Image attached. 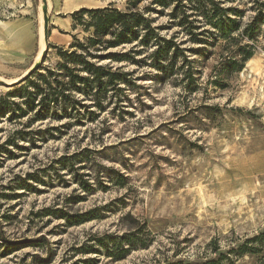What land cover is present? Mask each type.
<instances>
[{"label": "rangeland", "instance_id": "obj_1", "mask_svg": "<svg viewBox=\"0 0 264 264\" xmlns=\"http://www.w3.org/2000/svg\"><path fill=\"white\" fill-rule=\"evenodd\" d=\"M75 1L76 6L72 0H0V24L24 31L10 41L0 27V80L16 81L40 57L38 73L52 69L60 60L54 47L66 51L74 38L84 42L91 32L74 27L73 13L108 5L125 11L127 3ZM215 1L240 11V26L264 5V0ZM146 6L142 2L137 9ZM170 10L144 17L162 28L161 37L177 35L192 62L190 85L181 82L180 56L162 74L106 56L135 43L91 50L98 55L92 62L129 74L127 82L106 92L101 109L74 93L84 108L77 106L76 114L67 109L26 130L54 128L53 139L17 141L21 149L9 147L12 155L0 158V264H264V237L247 242L264 233L263 27L251 62L218 89L211 85L217 46L191 55L187 49L198 46L169 20ZM44 22L48 50L35 60ZM7 91L0 84V96ZM19 128L0 119V144ZM29 174L33 178L27 180ZM81 175L91 192L76 183ZM88 212L93 220L67 226L68 217ZM132 233V243L144 246L130 248L117 261L93 240ZM251 248L253 254L246 252Z\"/></svg>", "mask_w": 264, "mask_h": 264}, {"label": "trees", "instance_id": "obj_2", "mask_svg": "<svg viewBox=\"0 0 264 264\" xmlns=\"http://www.w3.org/2000/svg\"><path fill=\"white\" fill-rule=\"evenodd\" d=\"M142 2H147L148 6L140 12L137 6ZM258 6L262 10L257 9L255 15L243 26H240L236 20L241 14L240 11L220 7V3L215 0H127L125 11H118L108 5L103 8L81 9L73 13L74 27L80 26L84 32H91L90 36L84 42L74 38V43L70 44L69 50L66 51L54 47L60 59L54 68H42L39 73L37 70L24 84L0 96V119L6 117L9 123L20 126L0 144V158H3L5 153L12 155L9 147L21 149L17 141L28 140L29 144H33L35 140L46 142L53 139L54 128L26 130L36 122L59 118L60 113L66 115L67 109L76 114L77 106L84 108L79 100L74 99V93L92 100L93 106L101 109V101L105 98L106 92L115 91L118 85L127 82L126 78L129 74L122 73L120 69L112 71L110 67L92 62L98 55L92 54L91 50L98 52L102 49L135 43L122 54L109 53L106 56L115 62L149 66L162 74L170 72L173 62L180 56L183 59L180 67L181 82L186 81L187 85H190L194 72L192 62L184 56L186 49L180 47L181 44L176 39L177 35L168 39L161 37L159 31L162 28L153 27L152 21L145 18L144 14H161L171 8L168 13L169 20L176 21V27L180 29V34L187 36V42L198 46L187 49L193 56H202L206 46L216 45L218 62L214 68L211 85L218 89L226 88L224 80L230 75L241 72L253 57L257 48V39L261 35V27H263L262 39H264V5ZM157 8L161 10L158 11ZM148 49L150 52L147 55L139 60L134 59ZM91 114V111H88L87 115ZM24 118H26L25 123H20ZM62 160L64 158L57 163L61 164ZM27 177V180L33 178L32 174ZM80 178L76 182L80 189L86 193L91 192V183L83 180L82 175ZM74 200L77 202V197ZM90 220L93 218L91 212H88L68 217L65 222L67 226L72 227ZM134 236L135 234L132 233L119 238L103 236L93 240L98 248L105 251L107 257L117 261L122 260L130 248L144 246L134 245L132 243ZM261 237H264V233L247 242H256ZM122 244H127L128 248H122ZM93 252L98 253V251ZM246 252L253 254L254 249L251 248ZM202 264H213V262Z\"/></svg>", "mask_w": 264, "mask_h": 264}, {"label": "bare ground", "instance_id": "obj_3", "mask_svg": "<svg viewBox=\"0 0 264 264\" xmlns=\"http://www.w3.org/2000/svg\"><path fill=\"white\" fill-rule=\"evenodd\" d=\"M68 2V1H67ZM70 4H76V1L75 0H72V2ZM75 5V6H76ZM84 5V4H83ZM87 5V4H86ZM66 6V5H65ZM82 6V5H81ZM67 8V7H66ZM73 8V7H72ZM60 19V18H59ZM67 21V20H66ZM65 21V22H66ZM65 25V24H64ZM0 27H1V32L3 34V36L7 39L9 38L10 41L11 40H16V39H21L22 37V34H23V28L19 25H16V24H0ZM67 29V28H66ZM53 31V30H52ZM58 34V33H57ZM60 36V35H59ZM44 41H43V30H42V33H41V36H40V39L38 41V51H37V54H36V57H35V60L39 58V56L42 54V52L44 51ZM251 62V60L249 61ZM18 80V79H17ZM16 80V81H17ZM12 82H15V81H12ZM12 82H6V83H12Z\"/></svg>", "mask_w": 264, "mask_h": 264}, {"label": "water", "instance_id": "obj_4", "mask_svg": "<svg viewBox=\"0 0 264 264\" xmlns=\"http://www.w3.org/2000/svg\"><path fill=\"white\" fill-rule=\"evenodd\" d=\"M43 41H44V53L48 50V38H47V25L46 22L43 23ZM42 52V54H43ZM42 58L38 59L32 67L22 76L20 77L17 81L12 82V83H6L2 80H0V84H2L6 89L11 90L14 87L20 86L25 83L26 80H28L39 68V64L42 63Z\"/></svg>", "mask_w": 264, "mask_h": 264}]
</instances>
